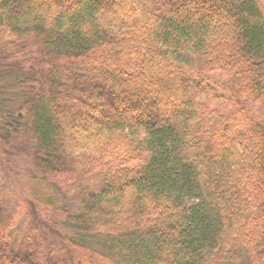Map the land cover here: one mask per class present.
I'll use <instances>...</instances> for the list:
<instances>
[{
    "label": "trees",
    "instance_id": "obj_1",
    "mask_svg": "<svg viewBox=\"0 0 264 264\" xmlns=\"http://www.w3.org/2000/svg\"><path fill=\"white\" fill-rule=\"evenodd\" d=\"M0 149V264H264V0H0Z\"/></svg>",
    "mask_w": 264,
    "mask_h": 264
},
{
    "label": "rangeland",
    "instance_id": "obj_2",
    "mask_svg": "<svg viewBox=\"0 0 264 264\" xmlns=\"http://www.w3.org/2000/svg\"><path fill=\"white\" fill-rule=\"evenodd\" d=\"M2 153L3 150L0 149V189L7 196L9 218L17 211H29V204L33 205L36 211H65L69 209L71 202L69 195L63 196L49 190L42 182L34 178V169L30 164L18 159L6 158ZM21 230L22 218L16 222L12 231L15 241H17ZM91 253L96 256L94 251Z\"/></svg>",
    "mask_w": 264,
    "mask_h": 264
}]
</instances>
